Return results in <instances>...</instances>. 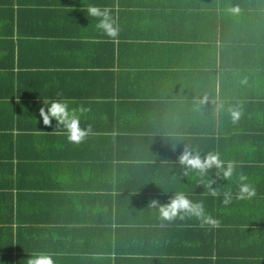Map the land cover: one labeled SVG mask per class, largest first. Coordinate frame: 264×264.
<instances>
[{"label":"crops","instance_id":"1","mask_svg":"<svg viewBox=\"0 0 264 264\" xmlns=\"http://www.w3.org/2000/svg\"><path fill=\"white\" fill-rule=\"evenodd\" d=\"M89 4L112 9L118 39L97 32ZM57 93L89 109L80 143L43 125L42 100ZM185 146L237 161L256 195L235 199L237 177L215 169L212 187L233 201L209 195L177 163ZM176 192L220 226L162 221L149 202ZM33 252L55 264H264V0H0V264Z\"/></svg>","mask_w":264,"mask_h":264},{"label":"clouds","instance_id":"2","mask_svg":"<svg viewBox=\"0 0 264 264\" xmlns=\"http://www.w3.org/2000/svg\"><path fill=\"white\" fill-rule=\"evenodd\" d=\"M88 17L95 21V29L101 35L109 40H116L119 37L120 28L116 18L112 14V9L108 7H100L98 5L89 4L83 7ZM231 14H238V7H229L226 9ZM60 93L52 99L42 100L43 106L39 108V116L43 125L51 127V122L56 121L53 134L64 135L70 143L82 142L92 131L91 126L81 128V117H83L89 109L84 106L71 107L68 99L61 98ZM207 97L201 101L205 102ZM228 112L233 122L239 120L241 110L239 107H229ZM38 133H41L38 131ZM175 150V147H173ZM177 163L184 169V175L189 172H196L200 176V183L213 197L223 195L222 203L229 205L233 201V193L228 189L221 193L220 189L224 187H212L215 180L211 178L209 173L215 169V176L221 180L231 181L234 176L237 177V192L235 199L250 200L256 195L255 187L248 182V176L243 172L237 173L238 163L235 160H224L220 153L209 151L203 156L190 147L185 146L183 152L179 155ZM149 207L158 212L162 221H173L177 218L183 220L185 218L195 219L199 227L214 229L220 226V221L210 214L206 213L202 201H193L184 192L174 193L167 203L161 204L158 200L149 202ZM25 264H55L51 254L45 252H33Z\"/></svg>","mask_w":264,"mask_h":264}]
</instances>
